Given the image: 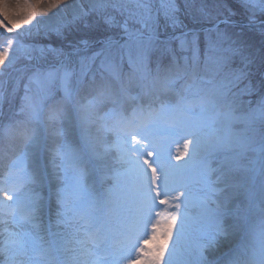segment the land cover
Here are the masks:
<instances>
[{
  "label": "snow or ice",
  "instance_id": "obj_1",
  "mask_svg": "<svg viewBox=\"0 0 264 264\" xmlns=\"http://www.w3.org/2000/svg\"><path fill=\"white\" fill-rule=\"evenodd\" d=\"M0 264H264V0H0Z\"/></svg>",
  "mask_w": 264,
  "mask_h": 264
},
{
  "label": "rangeland",
  "instance_id": "obj_2",
  "mask_svg": "<svg viewBox=\"0 0 264 264\" xmlns=\"http://www.w3.org/2000/svg\"><path fill=\"white\" fill-rule=\"evenodd\" d=\"M43 2H44V6H46L47 3L50 2V0H43ZM60 7L62 8L63 5H61ZM56 11H57L56 9H53V10H52V12H56ZM48 15L51 16L52 13L50 12ZM43 22H45V21L42 20V23H43ZM23 27L26 29V28L29 27V26H28V25H25V26H23ZM17 67H19V65H17ZM7 71H8V72H11L12 69H8ZM16 103L18 104V100L16 101ZM4 109H5V111H7V109H8V104H7V103L4 104ZM176 147H180V145L174 146V149H173L174 152H175V150H176ZM181 150H182V149H181Z\"/></svg>",
  "mask_w": 264,
  "mask_h": 264
}]
</instances>
